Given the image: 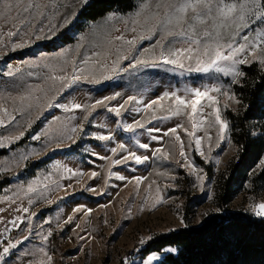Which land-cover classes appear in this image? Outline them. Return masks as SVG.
Masks as SVG:
<instances>
[{
	"label": "rangeland",
	"instance_id": "obj_1",
	"mask_svg": "<svg viewBox=\"0 0 264 264\" xmlns=\"http://www.w3.org/2000/svg\"><path fill=\"white\" fill-rule=\"evenodd\" d=\"M29 2L40 5V7L31 9L30 14L23 13L22 19H27L35 28L55 24L57 25L55 35L51 39L35 40L33 38L24 49L12 51L11 43L20 42V38L18 36L9 38L7 33L21 27V20L0 18V40L7 45V47H0V61L34 45L52 40L59 31L72 24L84 4V0H22L21 7ZM133 11L127 14L115 13L116 15L111 19H109V14H111L109 13L98 21L85 25L82 32L73 37L71 44L52 53L37 52L22 60L0 63V108L8 109V115L0 111V119L5 121V126L0 127V140L18 135L21 130L25 131L24 137L20 140L8 141L4 147H0V151H4V154L0 155V219L4 221V223H0V231L3 230L7 221L21 214L15 211L17 207L29 206L30 196L34 200L30 207V213H37L32 221L34 231L30 241H26L24 245L20 246L25 251L31 250L32 255L17 261L14 254L9 258V264H13V262L23 264L24 259H41L40 248H44L53 256L54 264H123L125 257L128 258L129 264H142L148 255L142 258L140 251L152 240H147L149 236L154 238L188 226L200 227L216 211L214 197L218 180L229 165L236 161L240 153V147L233 137L227 116L228 113L237 114L240 104L227 101L224 97H220L221 114L222 118L227 119L229 123V131L226 133L225 141L217 147L218 126L209 129V133L213 137L210 153H208L206 142H202L206 154L210 156L209 162L206 163L194 151L189 150V137L183 130H178L189 159L203 170L200 173L205 177L203 189L196 186L198 182L195 176L190 174V169L181 168L176 163L177 160L183 163V160L179 157V144L174 139L164 137L160 142L150 139L151 136H160L163 130L180 123H183L184 127L191 131V124L184 115L173 117L170 120L156 119L151 123L147 122L149 117H145V129H138L134 134L135 139L128 143L130 150L136 151L138 155L149 156V160L143 164L129 162L112 166L110 161L101 160L92 155L93 152H97L102 156H108L111 147L115 146L117 142L127 143L130 136L133 135L124 133L120 128L112 125V120L117 118L103 107L97 108L93 113L89 122L85 124L86 134H78L76 143L61 144L59 148H55V144H53L46 152H42L46 141L42 135L43 132L47 131L53 137L58 136L65 126L79 123V118L83 115L79 111L65 113L55 106L48 108L47 104L54 96L57 97L54 103H70L74 97V102L90 104L98 98L120 92L121 96L110 102V105L114 106L121 103L128 95H135L138 99L147 102L167 90L166 85L169 84L174 89H182L185 84L195 86L210 82L206 75L192 74L179 77L152 68H142L135 75H114L113 79L102 81L98 85L80 82L67 90H60L59 83L49 79L50 74H63L59 71L61 66L66 67L68 71L71 70V64L65 65V60H75L79 65L82 57L90 55L94 51L108 52V59L106 61L102 59V62L111 66V62L116 58V49L121 47V43L117 41L115 44L109 45L108 40L122 34L126 39H132L137 35V33L128 30L125 24V21L131 20ZM40 13L44 15L41 16ZM15 15L16 13H13V16ZM66 18L70 20V23H64ZM97 25L109 26L110 34L107 36L97 34L95 32ZM26 30L27 25H24L22 31ZM140 31L142 29L138 27L137 32ZM43 35H50V33L42 34V37ZM158 37L159 33L156 36L145 35L144 39H137L135 49L129 50L128 46H124V51L131 58L140 49H146L153 45ZM78 45H83V47L77 53ZM61 52L66 53L65 57H60ZM128 63L129 61L125 60L121 66ZM252 64L257 65L255 62ZM45 65L48 66L45 67ZM16 67L22 69L16 77L9 78L2 75L8 68L15 69ZM219 79L225 85L231 84L230 77L220 76ZM238 79L241 82L242 77ZM148 82H152L153 87L142 89L141 83ZM238 84L231 86L232 92H235L234 88ZM22 97L28 98L22 100ZM237 98L239 99L238 96ZM226 102L229 107L224 109L223 105ZM133 107H142V105H129L128 111L122 110L124 121L131 122L133 118H140L132 111ZM204 111L207 114L212 109L205 108ZM73 115L77 117V120L69 121L68 117ZM161 115H166V113H157V116ZM11 116H15V119L11 120ZM209 119L214 120V117H209ZM29 123L31 124L30 128L28 127ZM99 123H107L110 127L102 129L94 126ZM151 128H160L162 131L149 132L148 129ZM250 130L253 137L263 141L264 147V120L258 124H252ZM101 131H111L115 140L101 142L91 138V134ZM37 134L42 135L40 141L32 139ZM204 134V130L197 132L198 136H204ZM228 139L231 140V146H229ZM137 140L141 143H149L150 149L164 147L170 154L169 159L165 161L153 157L151 150L138 147ZM54 148L55 150H53ZM29 151L42 152V154L32 155L26 167H16L14 162L17 156ZM216 158L221 161L218 166L215 164ZM43 161L47 162L37 164ZM262 161H264V153L248 170L243 183L237 189L229 206L230 212L244 213L257 219H264L256 217L251 209L254 202H264V180L260 179L264 168ZM57 165L71 168L74 171L79 170L85 175L60 179L61 184H71L72 187L67 191H56L51 197V204L39 201L38 197L33 194L25 195L22 189L33 180L42 179L45 175H50L51 179H59L61 175H65L63 167L58 170ZM93 171L99 175L90 179L89 174ZM208 171H211L210 175L207 173ZM159 172H167L169 176H175L176 179L171 180L168 176L157 175ZM117 175H124L130 179L136 176H146L147 179L140 184L139 192H137L134 180L132 183H128L127 180L121 181L116 178ZM78 180L79 182H77ZM153 180L156 183L152 185L148 202L144 205L145 210L141 212L140 207L144 202L147 186ZM157 186L160 187V194L163 196L164 202L153 207L156 201ZM89 187L95 188L96 191H88ZM62 197L63 199H61ZM102 205L109 206L102 207ZM76 207L93 209V211L88 216H85L83 210L75 213L72 223L63 224L67 216L73 214V209ZM129 209L131 211L130 218ZM181 218L184 220L183 225L180 223ZM46 220L51 221V224L43 223ZM58 221L62 224L61 228L56 227ZM42 223L43 227L41 228ZM77 224L80 225L79 228H76ZM49 228L54 229L53 235L47 242H44L42 236L36 235V233L46 234ZM24 229L25 225L21 224L20 230ZM21 231L13 230L10 235L12 238H16L20 236ZM88 233H91L94 238L91 240L79 238ZM24 234L27 233L24 232ZM142 237L147 240L143 246L140 244ZM137 249L139 250L137 251ZM15 251L18 252L19 249ZM156 255L159 260L153 261V264H159L162 259L161 255Z\"/></svg>",
	"mask_w": 264,
	"mask_h": 264
},
{
	"label": "snow or ice",
	"instance_id": "obj_2",
	"mask_svg": "<svg viewBox=\"0 0 264 264\" xmlns=\"http://www.w3.org/2000/svg\"><path fill=\"white\" fill-rule=\"evenodd\" d=\"M21 3L22 0H0V18L21 20V27H17L15 31L7 33L9 38L13 36L20 38V42L11 43L10 48L12 51L24 49L31 43L33 38L35 40L41 38L51 39L57 29L55 24L35 28L27 19H22L23 13L30 14L31 9L39 8L40 5L29 2L21 7ZM84 3H87V0H84ZM13 13H16V15L13 16ZM40 15L43 16L44 14L40 13ZM115 15V13L109 14V19ZM64 23H70V20L66 18ZM125 24L128 30L137 33V35L132 39H126L122 34L108 40L109 45L115 44L117 41L121 43V47L116 49V58L111 62V66L102 62V59L103 61L108 59V52L94 51L90 55L82 57L79 65L75 60H65V65L71 64V70L68 71L66 67L61 66L59 71L63 74H50L49 79L59 83L60 90H67L80 82L98 85L102 81L113 79L114 75H135L142 68H152L162 70L166 74L178 75L179 77L191 76L192 74L206 75L209 77L210 82L195 86L185 84L182 89H174L169 84L166 85L167 90L162 91L147 102L138 99L135 95H128L121 103L114 106L110 105V102L120 97V92L103 96L90 104L74 102V97L70 103H54L57 98L54 96L47 104L48 108L55 106L62 109L65 113L79 111L83 115L79 118V123H71L65 126L58 136L53 137L47 131L43 132L42 135L46 138V141L42 152H46L53 144H55V148H59L61 144L76 143L78 134L85 133V124L89 122L90 117L93 116L97 108L103 107L108 113L113 114L117 118L112 120V125L120 128L124 133L133 135L130 136L127 143L117 142L115 146L111 147L110 155L108 156H102L97 152H93L92 155L98 159L110 161L112 166L128 164L129 162L143 164L149 160V156L138 155L136 151L130 150L128 143L135 139L134 134L138 129H145V117H149L147 122L151 123L152 120L156 119L170 120L173 117L184 115L191 124V131L185 128L183 123L163 131L160 128H151L148 129L149 132L162 131V135H153L150 139L157 142L162 141L164 137L174 139L179 144V157L183 160V163L180 160H177L176 163L181 168L190 169V174L194 175L198 182L196 186L203 189L205 177L200 174L203 170L189 159L188 154L185 152L184 141L178 134V130H183L189 137V150L194 151L206 163L209 162L210 156L206 154L202 142H206L208 153H210L212 151L211 141L213 137L210 135L209 129L218 126L217 147L225 141L226 133L229 131V123L227 119L222 118L220 97H224L227 101L234 104H240L241 100L237 98V94L231 91V86L240 82L238 78L245 76L240 66L250 67L255 62L259 68L264 69V0H137L131 20L125 21ZM24 25H27L26 31H22ZM138 27L142 31L137 32ZM116 30L119 31V29ZM95 32L107 36L110 34V28L107 25H97ZM45 33H50V35H43L42 37V34ZM157 33H159V37L153 45L146 49H140L131 58L124 51V46H128L129 50L135 49L137 39L142 40L145 35L156 36ZM0 47H7V45L0 40ZM81 47L83 45L77 46V53ZM65 55V52L60 53L61 58L65 57ZM125 60H128L129 63L121 66ZM47 66L45 65V67ZM21 71L20 67L15 69L8 68L2 75L13 78ZM30 75L33 74L30 73ZM220 76L230 77L231 84L225 85L221 83ZM151 87H153L152 82L141 83L142 89L146 90ZM57 91L59 92V90ZM27 98L22 97L21 99ZM135 104L142 105V107L132 108V111L140 118H133L131 122L124 121L122 119V110L128 111V106ZM223 107L227 109L229 104L226 102ZM205 108H211L212 111L206 114ZM0 111L8 115L7 108H0ZM157 113H166V115L157 116ZM209 117H214V120H210ZM10 119L14 120L15 116H11ZM68 120L76 121L77 117L75 115L69 116ZM3 126H5V121L0 119V127ZM94 126L102 129L110 127L107 123H99ZM28 127H31L30 123ZM201 130H204V136L197 135V132ZM251 134L249 133V135ZM24 135L25 131L21 130L18 135L0 140V147H4L8 141H18ZM42 135H34L32 139L40 141ZM91 138L101 142L115 140V136L111 131L93 133ZM136 143L140 149L151 150L153 157L157 159L165 161L169 159L170 154L164 147L150 149L149 143H141L138 140ZM228 143L231 146L230 139H228ZM42 152L29 151L19 154L14 164L16 167H26L32 155H41ZM117 156L119 157L118 159L115 158ZM220 163V159L216 158L215 164L218 166ZM61 167H63L65 175H61L59 179H51L50 175H45L42 179L28 183L22 191L25 195L33 194L38 197L39 201L51 204V197L56 191H67V189L72 187L71 184H61L60 179H71L85 175L79 170L74 171L71 168L57 165L58 170ZM109 174L111 175V173ZM98 175L99 173L93 171L89 174V177L94 179ZM157 175L168 176L171 180L176 179L175 176H169L167 172H159ZM116 178L121 181L127 180L128 183H132L134 180L137 192H139L140 184L147 179L146 176H136L130 179L124 175H117ZM155 183L156 181L153 180L147 186L145 199L140 207L141 212L145 210L144 205L147 204L152 185ZM87 190L96 191L92 187ZM155 191L157 195L153 207L164 202L159 186L156 187ZM33 203L34 200L30 196L28 199L29 206L21 205L17 207L15 211L21 214L7 221L3 230L0 231V264H9V258L14 254L17 261L32 255L31 250L25 251L20 246L24 245L26 241H30L34 231L32 221L37 213H30V207ZM108 206L102 205V207ZM251 209L256 217L264 218V202H254L251 205ZM82 210L85 216L90 215L93 211V209L76 207L73 209V214L68 215L63 224L72 223L75 213ZM149 210L152 209L149 208ZM128 215L130 218V209ZM0 223H4V221L0 219ZM43 223L51 224V221L46 220ZM43 223L40 225L41 228ZM180 223L184 224L183 218L180 219ZM21 224L25 225V229L22 231L20 230ZM56 227L61 228L62 224L58 221ZM79 227L80 225L77 224L76 228ZM13 230L21 231L20 236L12 238L10 234ZM53 231L54 229L49 228L46 234L37 232L36 235L42 236V240L47 242L53 235ZM24 232L27 234H24ZM79 238L81 240H91L94 237L91 236V233H88L86 236H80ZM151 239H153L151 236L147 238V240ZM147 240L142 237L140 240L141 246ZM17 249H19L18 252L15 251ZM39 251L42 254L41 259H24L23 264H54L53 256L47 250L40 248ZM166 251L172 252L174 250L167 249ZM157 260H159V257L152 253L144 259L142 264H153V261ZM123 264H129L127 257L124 258Z\"/></svg>",
	"mask_w": 264,
	"mask_h": 264
},
{
	"label": "trees",
	"instance_id": "obj_3",
	"mask_svg": "<svg viewBox=\"0 0 264 264\" xmlns=\"http://www.w3.org/2000/svg\"><path fill=\"white\" fill-rule=\"evenodd\" d=\"M137 0H87L72 24L50 41L4 58L0 63L22 60L37 52L52 53L73 42L85 25L109 13L127 14ZM245 73L235 92L241 100L237 114L228 113L233 137L240 147L236 161L221 175L216 186V211L200 227H186L154 237L140 251L142 258L155 253L159 264H264V219L232 213L229 206L245 176L264 153L263 141L249 135L250 126L264 120V69L256 64L241 68ZM4 151H0V155ZM38 162L37 164L44 163ZM209 175L211 171L207 172ZM264 180V168L260 176ZM173 249L172 252H166Z\"/></svg>",
	"mask_w": 264,
	"mask_h": 264
}]
</instances>
